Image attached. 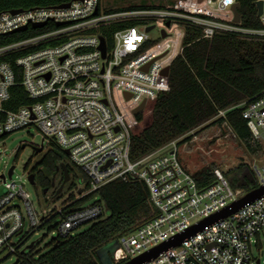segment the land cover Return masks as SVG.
<instances>
[{
    "label": "built area",
    "instance_id": "built-area-1",
    "mask_svg": "<svg viewBox=\"0 0 264 264\" xmlns=\"http://www.w3.org/2000/svg\"><path fill=\"white\" fill-rule=\"evenodd\" d=\"M237 1L173 0L160 7L106 12L101 0H72L63 9L0 12V36L31 32L0 46V58L14 62V66L0 62V141L13 132L33 129L42 138L43 150L54 143L68 151L67 161L75 171V199L66 204L45 198L50 207L41 215L25 190L30 171L18 184L12 176L9 183L3 180L0 263L16 260L27 247L25 237L46 229L51 216L57 215L51 240L105 219L109 212L97 195L73 205L114 182L142 183L153 216L116 240L112 264L144 255L250 192L231 188L217 169L211 183L200 182L184 167L173 142L130 157L137 116L147 102L169 91L170 67L182 53L186 27L199 29L202 39L216 34L264 37V28L248 29L234 22L231 8ZM258 1L262 12L257 17L264 26V0ZM128 23L132 25L113 34L110 49L104 41L102 57L99 29ZM36 24L42 26L33 28ZM23 27L26 30L19 31ZM16 86L30 103L12 110L7 104ZM240 107L261 147L258 163L248 166L253 191L264 186V91ZM263 245L264 196L143 264H260L255 254L262 256Z\"/></svg>",
    "mask_w": 264,
    "mask_h": 264
},
{
    "label": "trees",
    "instance_id": "trees-1",
    "mask_svg": "<svg viewBox=\"0 0 264 264\" xmlns=\"http://www.w3.org/2000/svg\"><path fill=\"white\" fill-rule=\"evenodd\" d=\"M71 1L0 0V12L56 7ZM257 1H237L243 28H264L257 17ZM138 7L149 6L142 3L139 6L104 10L111 12ZM131 25L118 24L99 29L107 50L112 46L113 34ZM29 33L31 32L0 36V46L22 39ZM2 61L14 66V62L8 57L0 58V62ZM263 91L264 37L216 34L211 39H202L199 29L186 27L182 53L173 60L170 67L169 91L147 102L137 116L136 125L131 130L130 157L136 159L185 134L193 131L197 134L200 132L198 129L219 127L223 124L230 127L248 154H258L261 147L252 138L246 122L242 119L240 105L251 102ZM29 103L21 87L11 89V99L7 104L9 109L15 110ZM220 112L223 116L219 115ZM189 140L190 136L177 145ZM63 163L69 175L73 174L75 177V171L64 152L51 143L43 158L33 166L29 161L25 170L34 174L37 187L45 195L44 189L50 187L52 176L58 169L62 170L60 166ZM212 172L204 169L194 173V177L200 182L211 183ZM224 176L233 189L247 192L254 188L253 175L247 165L241 164L234 170L225 172ZM96 195L109 212L105 219L91 224L81 232L52 239L45 250L39 249V245L35 243L28 245L16 258V264H100L96 255L98 249L116 241L153 216V209L142 183L114 182L73 206H79ZM56 218L57 215L51 216L45 226L53 227ZM30 236L28 234L25 237V243Z\"/></svg>",
    "mask_w": 264,
    "mask_h": 264
},
{
    "label": "rangeland",
    "instance_id": "rangeland-1",
    "mask_svg": "<svg viewBox=\"0 0 264 264\" xmlns=\"http://www.w3.org/2000/svg\"><path fill=\"white\" fill-rule=\"evenodd\" d=\"M172 2L173 0H101V7L103 9H119L139 6L142 3L148 6H165L171 5ZM155 35L151 33L150 36L155 37ZM197 131L200 132L196 134L193 131L172 141L176 145L182 164L191 173H197L204 169L209 171L217 169L225 173L234 170L241 164L247 166L257 164L260 159V153L255 155L248 154L243 144L236 138L227 124L219 127L212 126L202 130L198 129ZM188 136L191 137V140L177 145V143L182 142ZM41 140V136L33 129L16 131L2 139L0 141V176H4V179L9 183L10 180L7 177V172L13 167L11 181L16 184L19 183V178H22V181H24L27 163L31 161V166L35 165L47 152V149H44L42 153L38 155L34 154V149L41 145ZM22 145H24V148L20 149ZM52 179L55 183V188L49 190L46 195L42 194L41 189L37 187L36 183L34 186L29 183L25 184V190L29 195L30 202L38 215H41L43 211H46L50 207L49 201L45 204V198L48 200L53 199L55 203L65 201L66 204L75 199L73 174L69 175V180L64 184L59 194H56V192L64 180L62 170L58 169L55 175L52 176ZM5 193L6 189L3 180L0 178V199ZM88 227L84 226L78 232ZM51 228L39 230L36 234L31 235L28 238L27 246L35 243L39 245V249L45 250L51 241ZM24 232L26 233L27 229ZM262 251V256L255 254V256L259 257L260 264H264V245L262 246ZM14 262L15 259L12 258L11 261L4 264H13Z\"/></svg>",
    "mask_w": 264,
    "mask_h": 264
},
{
    "label": "water",
    "instance_id": "water-1",
    "mask_svg": "<svg viewBox=\"0 0 264 264\" xmlns=\"http://www.w3.org/2000/svg\"><path fill=\"white\" fill-rule=\"evenodd\" d=\"M68 6H69V4H63V5L58 6V8L63 9V8H68ZM255 7L257 10V15L260 16L261 12H262V2L257 1L255 3ZM237 9H238V3H235L231 8V10L234 14V22L235 23H239V21H240V16L237 12ZM10 12L12 14H17V13L21 12V10H13ZM41 26H42V24H36V25H33V28H40ZM25 30H26V28L23 27L19 31H25ZM148 30H150V29H147V31ZM99 49L102 53V57H104V55H105V44H104V40L101 38H100ZM165 74H167V71H165ZM21 148L23 149L24 145H22ZM42 151H43V149L41 146L36 147L34 149V154L38 155V154L42 153ZM64 154L67 156L69 154V152L64 151ZM60 167H61L63 174H64V180H63V183L60 185V187L57 189L56 194H59L62 191L64 184L69 180L68 169H67L66 165L63 163V164H61ZM12 173H13V167H11L7 172L8 179L11 178ZM0 178L2 180H4V176H0ZM28 183L32 186L35 185L34 174H30L28 176ZM52 185H53V183H52ZM45 192L46 191L44 190L43 193L45 194ZM78 193H80V191ZM262 196H264V186L259 187L253 191H250L244 197H242L238 201L234 202L233 204H231L230 206H228L224 210L220 211L219 213L215 214L214 216L210 217L209 219L202 221L201 223L197 224L196 226H193L186 233H184L180 236H177L175 238H172L168 242H166V243L158 246L157 248L145 253L144 255H142L138 258H135L133 260H130L126 263H122V264H143L145 262H148L149 260L156 258L161 252L166 251L171 247L178 246L184 240V238L193 236L196 232L201 231L206 225L211 224L217 220L227 218L228 216L236 213L238 210H240L246 204L252 203L255 200L261 198ZM117 248H118L117 242L114 241V242H111V243L103 246L102 248L98 249L96 251V255L98 257L100 264H112L111 256L117 250ZM16 263H17V261L14 262V264H16Z\"/></svg>",
    "mask_w": 264,
    "mask_h": 264
},
{
    "label": "flooded vegetation",
    "instance_id": "flooded-vegetation-1",
    "mask_svg": "<svg viewBox=\"0 0 264 264\" xmlns=\"http://www.w3.org/2000/svg\"><path fill=\"white\" fill-rule=\"evenodd\" d=\"M52 183H53V185H52ZM54 188H55V183H54V181H52L51 184H50V187L49 188L46 187L44 189L46 191L45 195L48 194L49 190L54 189Z\"/></svg>",
    "mask_w": 264,
    "mask_h": 264
}]
</instances>
